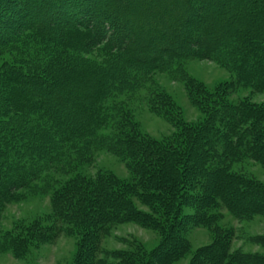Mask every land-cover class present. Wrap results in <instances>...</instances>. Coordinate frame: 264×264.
Returning a JSON list of instances; mask_svg holds the SVG:
<instances>
[{
	"label": "trees",
	"instance_id": "trees-1",
	"mask_svg": "<svg viewBox=\"0 0 264 264\" xmlns=\"http://www.w3.org/2000/svg\"><path fill=\"white\" fill-rule=\"evenodd\" d=\"M11 5V20L0 13V56L9 54L0 65V216L30 193H50L51 211L42 223L1 232L0 251L22 257L64 233L79 237L72 264H172L189 252V229L202 226L213 241L188 264H264V235L249 239L261 252L232 249L235 230L219 210L264 218V184L232 168L244 159L264 168V104L228 98L235 85L264 92V0ZM189 57L215 60L233 77L214 91L196 86L204 119L175 122L167 139L140 133L119 97ZM100 151L124 161L130 178L86 174ZM125 222L160 241L150 250L135 240L103 249Z\"/></svg>",
	"mask_w": 264,
	"mask_h": 264
},
{
	"label": "rangeland",
	"instance_id": "rangeland-1",
	"mask_svg": "<svg viewBox=\"0 0 264 264\" xmlns=\"http://www.w3.org/2000/svg\"><path fill=\"white\" fill-rule=\"evenodd\" d=\"M11 1L0 0L5 8L0 6V13L7 22L16 15ZM196 11L200 12L199 8H196ZM90 54L92 57L97 56L94 51ZM8 55L0 56V65ZM232 77L233 74L215 60L189 57L173 65L169 71L143 75L136 89L123 93L119 98L123 109L136 123L140 133L157 140L167 139L178 130L175 122L180 120L193 124L205 118L199 103L194 99L196 86L201 85L207 91H214L225 82H230ZM232 90L228 95L230 101L247 97L253 103L264 104V92H253L248 87L238 85ZM82 168L86 174H94L98 169H102L111 171L122 179L130 178L125 162L107 151L98 152L94 160ZM232 168L240 169L264 184V168L258 163L244 159L234 162ZM49 194L30 193L7 204L0 216V233L13 229L17 232L34 223H42L40 220L51 211ZM135 203L139 208H144L138 201ZM219 210L222 214L220 223L235 230L231 248L247 253L261 252V248L249 239L264 235V218L255 215L247 219H235L224 208L221 207ZM189 212L190 209H185V213ZM187 239L189 252L172 264H188L197 249L211 244L213 233L202 226L191 227ZM78 240L79 237L76 235L59 233L51 241L32 243L22 257L0 251V264H72ZM132 240L150 250L160 241V234L133 222H125L113 226L109 234L102 239L101 246L109 252L128 249Z\"/></svg>",
	"mask_w": 264,
	"mask_h": 264
}]
</instances>
